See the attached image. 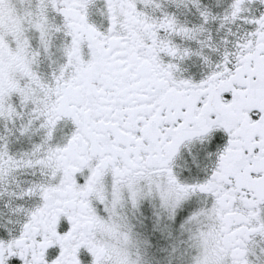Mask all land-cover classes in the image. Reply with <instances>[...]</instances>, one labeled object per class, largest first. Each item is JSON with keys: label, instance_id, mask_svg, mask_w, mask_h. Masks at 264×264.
<instances>
[{"label": "snow or ice", "instance_id": "snow-or-ice-1", "mask_svg": "<svg viewBox=\"0 0 264 264\" xmlns=\"http://www.w3.org/2000/svg\"><path fill=\"white\" fill-rule=\"evenodd\" d=\"M0 264H264V0H0Z\"/></svg>", "mask_w": 264, "mask_h": 264}]
</instances>
